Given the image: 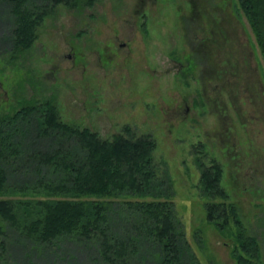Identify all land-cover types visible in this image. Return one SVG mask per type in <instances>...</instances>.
<instances>
[{"label": "rangeland", "instance_id": "rangeland-1", "mask_svg": "<svg viewBox=\"0 0 264 264\" xmlns=\"http://www.w3.org/2000/svg\"><path fill=\"white\" fill-rule=\"evenodd\" d=\"M55 9L30 48L0 42V114L23 98H48L63 119L103 137L125 125L152 135L156 171L199 264H234L233 239L207 218L211 196L200 182L214 161L264 264V59L240 0H95ZM9 240L8 264H96L84 244L41 251L28 242L20 250Z\"/></svg>", "mask_w": 264, "mask_h": 264}, {"label": "trees", "instance_id": "trees-1", "mask_svg": "<svg viewBox=\"0 0 264 264\" xmlns=\"http://www.w3.org/2000/svg\"><path fill=\"white\" fill-rule=\"evenodd\" d=\"M94 1L0 0V22L7 25L0 42L8 38L13 51L30 48L56 6ZM240 3L264 59V0ZM155 147L152 135L136 136L128 125L103 137L69 122L48 98H23L0 114V259L8 264L13 236L20 250L28 242L41 251L67 241L73 250L87 245L96 264H199L156 171ZM222 173L214 161L204 167L207 218L232 237L234 264H262L259 240L227 201Z\"/></svg>", "mask_w": 264, "mask_h": 264}, {"label": "flooded vegetation", "instance_id": "flooded-vegetation-1", "mask_svg": "<svg viewBox=\"0 0 264 264\" xmlns=\"http://www.w3.org/2000/svg\"><path fill=\"white\" fill-rule=\"evenodd\" d=\"M123 44V43H122Z\"/></svg>", "mask_w": 264, "mask_h": 264}]
</instances>
